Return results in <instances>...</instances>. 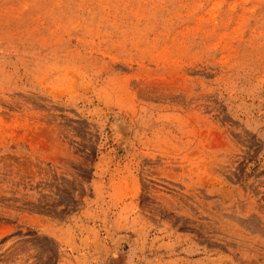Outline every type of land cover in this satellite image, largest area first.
<instances>
[{
	"label": "rangeland",
	"instance_id": "374dc122",
	"mask_svg": "<svg viewBox=\"0 0 264 264\" xmlns=\"http://www.w3.org/2000/svg\"><path fill=\"white\" fill-rule=\"evenodd\" d=\"M0 264H264V0H0Z\"/></svg>",
	"mask_w": 264,
	"mask_h": 264
}]
</instances>
